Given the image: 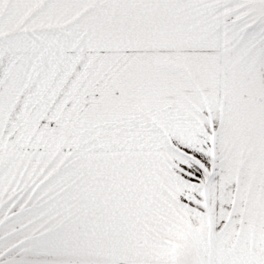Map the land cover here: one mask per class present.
Wrapping results in <instances>:
<instances>
[{
  "label": "snow or ice",
  "instance_id": "obj_1",
  "mask_svg": "<svg viewBox=\"0 0 264 264\" xmlns=\"http://www.w3.org/2000/svg\"><path fill=\"white\" fill-rule=\"evenodd\" d=\"M0 264H264V0H0Z\"/></svg>",
  "mask_w": 264,
  "mask_h": 264
}]
</instances>
